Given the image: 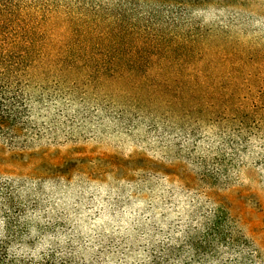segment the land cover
Wrapping results in <instances>:
<instances>
[{
  "label": "rangeland",
  "instance_id": "374dc122",
  "mask_svg": "<svg viewBox=\"0 0 264 264\" xmlns=\"http://www.w3.org/2000/svg\"><path fill=\"white\" fill-rule=\"evenodd\" d=\"M220 27L195 56L137 70L37 71L25 149L0 143V242L8 188L13 253L85 264H184L217 216L264 255V0ZM204 264H213L212 260Z\"/></svg>",
  "mask_w": 264,
  "mask_h": 264
},
{
  "label": "trees",
  "instance_id": "16d2710c",
  "mask_svg": "<svg viewBox=\"0 0 264 264\" xmlns=\"http://www.w3.org/2000/svg\"><path fill=\"white\" fill-rule=\"evenodd\" d=\"M252 0H0V143L30 147L40 138L33 123L37 71L54 66L137 70L153 56H195L205 50L216 26L204 25L194 11L226 10L228 22L243 17ZM7 235L0 264H85L56 252L39 257L13 253L18 238L10 213L13 191H4ZM229 218L217 216L192 239V260L184 264H264V255L237 235Z\"/></svg>",
  "mask_w": 264,
  "mask_h": 264
}]
</instances>
